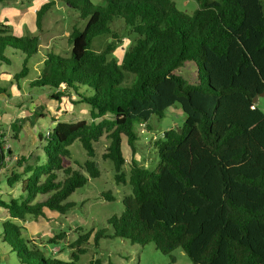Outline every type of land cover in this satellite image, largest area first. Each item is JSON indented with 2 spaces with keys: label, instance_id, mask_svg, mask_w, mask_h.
Listing matches in <instances>:
<instances>
[{
  "label": "trees",
  "instance_id": "16d2710c",
  "mask_svg": "<svg viewBox=\"0 0 264 264\" xmlns=\"http://www.w3.org/2000/svg\"><path fill=\"white\" fill-rule=\"evenodd\" d=\"M66 2L86 25L69 35V57L48 50L40 58L29 85L51 89L58 102L74 98L72 103L89 106L93 122L55 121L54 129L40 135L47 163L33 153L16 160L25 168L29 196L49 197L37 204L0 198V208L10 213L1 221L0 243L19 264H78L76 254L70 261L46 256L33 240L23 238L24 227L17 221L39 218L45 208L62 214L74 208L67 202L71 195L100 176L94 144L104 136L110 140L104 159L114 163L117 182L127 183L123 137L135 154V124L164 118L179 106L184 125L155 143L158 170L133 162L132 192L124 198L122 214L109 220L114 236L133 244L154 243L164 255L181 249L194 264H264V112L254 102L264 93V0H197L192 15L178 10L173 0ZM54 4L39 9V29ZM119 20L136 36L121 63L113 56L121 40L113 30ZM101 37L111 39L103 51L95 47ZM41 46L40 36H18L0 22V62L10 66L8 52L21 54L22 70L14 75L20 88ZM189 62L198 68L196 84L176 74ZM2 93L7 88L0 87ZM12 128L18 140L21 127ZM76 141L89 157L80 170L72 167L69 149ZM21 178L14 172L10 184ZM107 236L106 229L100 231L96 241Z\"/></svg>",
  "mask_w": 264,
  "mask_h": 264
},
{
  "label": "rangeland",
  "instance_id": "374dc122",
  "mask_svg": "<svg viewBox=\"0 0 264 264\" xmlns=\"http://www.w3.org/2000/svg\"><path fill=\"white\" fill-rule=\"evenodd\" d=\"M95 5H103L104 0H91ZM182 12L190 15L199 8L197 0H173ZM55 3L48 15L45 17L43 28L37 27V13L44 4ZM0 22L10 25L18 36L32 34L40 36L42 46L40 54L34 56L30 65L33 66L30 74L24 80H20L19 87L14 75L22 70V57L19 52L10 51L7 57L11 65L0 62V87L7 88L5 93L13 103L10 108L6 103L0 101V116L3 122L0 124V198L3 200H21L28 204L44 202L49 196L38 195L31 198L25 189L23 179L27 178L25 168L17 166V159L30 154L39 155L42 163H47L44 152L45 141L40 140V135L54 129L55 121L63 122H93L91 108L89 106L74 104L73 100L64 98L58 102L51 97V89L31 88L30 82L37 77L38 63L40 58L53 51L64 57H69L71 47L69 46V35L76 27L83 30L86 21L80 18V14L71 8L66 0H7L0 3ZM113 30L119 34L120 41L117 43L113 56L121 63L129 47L134 44L136 36L129 35L130 28L123 20L117 21ZM107 37L95 39L97 50L103 51ZM42 69V67H41ZM176 74L182 76L188 84H196L198 79V68L194 63H187ZM127 84V82L125 83ZM129 84V83H128ZM16 101V102H15ZM22 102V103H21ZM19 103V104H18ZM256 106L264 112V95L258 98ZM10 109L12 119L9 117ZM107 118V117H105ZM104 118L98 119L99 123ZM109 119V117L107 118ZM185 115L179 106L172 107L166 112L164 118L154 116L147 124L136 123L135 131L139 136L136 144L135 154L131 151L126 137H123L122 150L126 158L123 172L127 183H118L114 163L104 159V154L110 145V140L104 136L98 143L94 144L96 161L100 176L91 178L86 186L76 190L67 202L75 203V207L68 213L44 209V215L39 218L27 216V221H17L23 226V238L33 240L42 252L49 257H55L64 261H70L74 255L80 257L78 264H94L100 260L102 264H194L181 249L174 251L171 255L162 254L154 243L141 245L133 244L129 240L114 236L109 220L113 216H120L124 211V198L130 195L132 188L129 184L132 164L135 161L152 171H157L160 166V157L155 143L163 138L166 131L182 127ZM19 125V139H14L13 125ZM35 130H37L35 132ZM75 170H80L89 159L87 152L79 141L70 148ZM2 155L4 159L2 161ZM22 175L20 181L12 186L10 179L13 173ZM110 195L112 197L109 198ZM9 212L3 209L0 213L1 221H6ZM5 219V220H2ZM0 221V228H1ZM107 230V237L98 242L96 234ZM92 233L87 242L80 246L75 243L84 235ZM62 235L61 241L52 243L49 240ZM0 264H19L16 255L11 254L7 246L0 243Z\"/></svg>",
  "mask_w": 264,
  "mask_h": 264
},
{
  "label": "crops",
  "instance_id": "0c3cea01",
  "mask_svg": "<svg viewBox=\"0 0 264 264\" xmlns=\"http://www.w3.org/2000/svg\"><path fill=\"white\" fill-rule=\"evenodd\" d=\"M22 36V35H21ZM0 101L1 102H4V103H6L10 108H14L13 107V103H10V102H8L9 101V99H8V97H7V95L5 94V93H2V94H0ZM16 102V101H15ZM22 103V102H21ZM19 104V103H18ZM11 111H9L10 112V118L12 119V116L11 115H13L12 113H15L14 111H12V109H10ZM0 124H5L4 122H3V116H0ZM37 130H35V132H36ZM40 140L42 141V138H40ZM3 209L4 208H0V213L1 212H3ZM6 210V209H5ZM8 211V210H7ZM9 212V211H8ZM10 214V213H9ZM10 219V216H9V218L8 219H6V220H9ZM2 220H5V219H2ZM0 221H1V217H0Z\"/></svg>",
  "mask_w": 264,
  "mask_h": 264
},
{
  "label": "water",
  "instance_id": "95a60500",
  "mask_svg": "<svg viewBox=\"0 0 264 264\" xmlns=\"http://www.w3.org/2000/svg\"><path fill=\"white\" fill-rule=\"evenodd\" d=\"M263 95H264V93H262L261 95L257 96V97L254 99L255 104L258 103V98H259L260 96H263Z\"/></svg>",
  "mask_w": 264,
  "mask_h": 264
}]
</instances>
